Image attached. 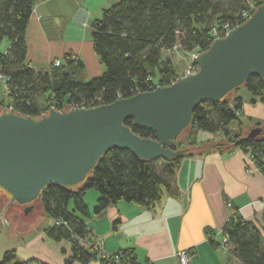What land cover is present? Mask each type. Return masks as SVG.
<instances>
[{
    "label": "trees",
    "instance_id": "16d2710c",
    "mask_svg": "<svg viewBox=\"0 0 264 264\" xmlns=\"http://www.w3.org/2000/svg\"><path fill=\"white\" fill-rule=\"evenodd\" d=\"M34 2L0 0V74L7 78L4 106L9 104L20 114L31 116L45 113L52 102L111 103L119 97L172 83L180 75L171 58H163L165 51L175 46L188 52L207 49L213 27L232 20L244 9L252 13L263 0H118L104 8L100 18L91 24L92 48L104 69L101 75L88 79L79 75L84 64L72 52L64 54L58 66L52 64L37 70L28 64L26 27ZM4 40L9 43L6 50H2ZM241 87L252 95V102L259 99L264 103V79L251 75ZM40 95H45L50 104L41 107L37 100ZM242 104L241 96L228 95L219 102H202L195 107L188 129L171 146L186 148L183 154L144 160L128 150L111 147L80 186L69 188L49 183L40 204L45 215L59 223L46 227L45 233L53 240L69 241L70 255L64 264H88L92 260L99 264H154L148 260L139 262L132 248L98 256L100 250L86 220L120 200L154 207L165 192L174 189L178 167L185 157L192 155L199 131L222 132L228 137L227 143L211 146L249 151L264 175V130L238 146L234 142L241 135L230 137L228 124L238 120ZM124 124L142 137H157L155 131L134 125L132 119H126ZM89 188L98 192L92 211L83 199ZM119 223L115 219L113 228ZM221 232L231 255L241 264H264L263 234L252 221L234 211ZM210 241L215 244L213 239ZM16 258L15 249L6 250L0 264H49L36 258Z\"/></svg>",
    "mask_w": 264,
    "mask_h": 264
},
{
    "label": "crops",
    "instance_id": "0c3cea01",
    "mask_svg": "<svg viewBox=\"0 0 264 264\" xmlns=\"http://www.w3.org/2000/svg\"><path fill=\"white\" fill-rule=\"evenodd\" d=\"M117 1L35 0L26 27L28 64L37 70L47 69L55 59L62 60L64 54L72 52L84 64L79 72L83 79L101 75L104 68L93 51L88 27L104 8ZM2 44V50H6L9 43L4 40ZM180 51L184 50L172 53ZM165 53L172 60V53ZM175 71L178 75L184 72ZM0 91H4L1 81ZM237 96L243 99L242 110L238 120L228 124L230 137L242 135L251 126L264 125V103L259 99L252 102V95L244 87L229 97ZM227 138L219 131H199L196 146L207 147L181 161L174 189L165 192L154 207L120 200L99 215L91 214L86 223L95 246L108 254L132 248L139 262L148 260L154 264H183L177 255L180 251L186 253L185 264H241L228 246L222 245L221 232L232 212L237 211L262 231L264 249V175L248 157L249 151L211 146L227 143ZM3 208L0 204V213ZM43 218L36 229L22 232L26 240L16 254L22 260L36 258L64 264L70 255V243L49 238L45 228L52 219L46 215ZM115 219L120 223L113 228ZM88 264L99 262L92 260Z\"/></svg>",
    "mask_w": 264,
    "mask_h": 264
},
{
    "label": "water",
    "instance_id": "95a60500",
    "mask_svg": "<svg viewBox=\"0 0 264 264\" xmlns=\"http://www.w3.org/2000/svg\"><path fill=\"white\" fill-rule=\"evenodd\" d=\"M195 61L196 72L111 103L49 108L39 116L0 110V201L3 207L6 203L0 216L8 229L29 226L42 211L39 203L49 183L80 186L111 147L144 160L185 153L186 148L171 146L188 129L195 107L223 100L251 75L264 79V2L225 36L213 39ZM126 119L157 137L134 133ZM262 130L264 125L251 126L234 145Z\"/></svg>",
    "mask_w": 264,
    "mask_h": 264
},
{
    "label": "rangeland",
    "instance_id": "374dc122",
    "mask_svg": "<svg viewBox=\"0 0 264 264\" xmlns=\"http://www.w3.org/2000/svg\"><path fill=\"white\" fill-rule=\"evenodd\" d=\"M100 16L101 15H99L98 18H100ZM90 30H91V26L88 27L89 36H90ZM2 47H3V44H2ZM176 49H179V47L175 46L172 50H169L168 53H170V52L175 53ZM190 52L180 51V54H173L172 53V55L174 56V57H172V62H173V65H174L176 70H181V71L183 70L184 71L183 68H186L187 63L189 62ZM181 54H182V56H181ZM166 55L167 54L164 52L162 55L163 58H165ZM2 86H3V83H2ZM2 94H3V96H2ZM45 95H40L37 97V100H38L39 104L41 105V107L44 106L45 103L47 105L50 104L49 103L50 100H48V102H47L44 99ZM6 98H7L6 90H4L3 93L0 91V101H1L0 102V110L5 108L3 101ZM47 111H48V109L46 110V112ZM216 137L217 138L221 137V135H217ZM217 138H216V140H218ZM97 196H98V192H97V190H95L93 188H89L85 191V195H84L83 199H84V202L88 205L90 211H92V209H93V206L95 204ZM0 204H1V201H0ZM39 205L41 206L40 203H39ZM5 206H6V203H5L4 207ZM41 209H42V206H41ZM43 217H45V213H44V210L42 209V211H39V214L35 215L32 222L29 224V226H27L26 228H23V229H19V230H9L8 226L4 224V222L1 218V223H0V260L2 258L3 253L6 250L15 249V250L19 251L21 248H23V244H24V241L26 240V237H25V234H23L22 232H24L26 230L28 231L31 229H36V226H38V224L41 222V220L45 219ZM37 230H38V228H37ZM16 260H22V259H20L17 256Z\"/></svg>",
    "mask_w": 264,
    "mask_h": 264
},
{
    "label": "built area",
    "instance_id": "2783aa9c",
    "mask_svg": "<svg viewBox=\"0 0 264 264\" xmlns=\"http://www.w3.org/2000/svg\"><path fill=\"white\" fill-rule=\"evenodd\" d=\"M264 2V0H263ZM251 15L250 11L247 9L242 10L238 15H236L232 20H227L225 22H223L222 24L215 26L212 28V40L218 37H223L227 34V32L231 29H233L234 27H236L237 25H239L243 20H246L249 16ZM200 51L197 49H194L190 52V57H189V62L187 63L186 68L184 69V72L182 75H186V74H191L197 71L198 69V65L196 64V57L198 55ZM61 62V59H55L53 62L54 66H58ZM6 80L7 78L5 76H3L2 74H0V81H2L3 83V90H7V85H6ZM121 98V97H119ZM94 102H92V104H87L84 103L83 101L79 102V103H66V102H61V103H55L52 102L50 104V108H55L58 110H64L67 107H93L96 105H93ZM99 105V104H97ZM6 109H12V106L9 104H6L4 106ZM248 157H251L250 152H248ZM227 206L228 207H232V203L231 202H227ZM52 223H59L58 221H53ZM226 237L223 236V240H222V245L223 246H227L226 245ZM100 250V249H99ZM113 254V253H112ZM111 254L108 253H104L102 250H100L98 256L104 257V256H109ZM178 258L180 260L181 263L185 264L187 263V257H186V253L184 251H180L177 252Z\"/></svg>",
    "mask_w": 264,
    "mask_h": 264
}]
</instances>
